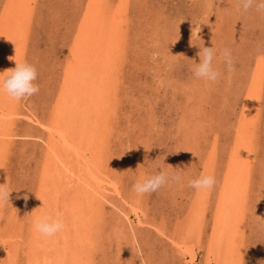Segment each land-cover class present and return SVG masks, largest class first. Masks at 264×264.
I'll return each mask as SVG.
<instances>
[{"label": "rangeland", "instance_id": "obj_1", "mask_svg": "<svg viewBox=\"0 0 264 264\" xmlns=\"http://www.w3.org/2000/svg\"><path fill=\"white\" fill-rule=\"evenodd\" d=\"M237 5L238 0H0V64L6 70L7 63L15 66L14 59L27 60L39 86L30 97L11 98L16 110L9 105L5 110L15 111L4 121L12 138L0 166V186L9 191L8 199L0 200V264H27L26 241L35 232L29 216L51 138L38 123L55 125L79 49L91 35L98 40L93 47L98 57L106 55L110 41L125 56L116 66L114 130L101 136L100 156L105 174L118 184L120 196H109L127 212L122 201L142 206L143 223L131 216L130 225L108 205L96 218L102 228L99 248L87 253L88 264H189V254L172 241H182L193 223L194 264H209L220 238L217 221L226 202L229 160L248 126L255 133L250 153L255 160L250 158L246 174V209H240L234 254L237 264H264V14L254 9L241 14ZM202 45H214L218 54L232 50V71L214 61L221 73L217 82L197 80L190 70ZM157 165L176 168L181 179L138 196L134 179ZM200 173L214 175L210 190L188 186L186 177Z\"/></svg>", "mask_w": 264, "mask_h": 264}, {"label": "bare ground", "instance_id": "obj_2", "mask_svg": "<svg viewBox=\"0 0 264 264\" xmlns=\"http://www.w3.org/2000/svg\"><path fill=\"white\" fill-rule=\"evenodd\" d=\"M95 25L98 30L100 28V23L97 22ZM107 27L108 26H106V28ZM103 31L102 33H104ZM110 40L111 37L109 41ZM97 41V38L91 35L87 36L85 42L82 43L78 53L77 64L74 67L73 76H71V78L69 77L70 79L68 80L71 87H68L69 89L67 88L66 90L65 99L63 100L65 102L64 104L61 103L62 105L59 107L55 125L53 127H48L42 123H38L42 127L47 128L51 138L45 142L47 145V154L44 159L45 167L41 174L35 207L34 209L32 208L33 211H31L32 213L29 219L32 222L33 218L40 212L47 211L52 215L59 214L62 216L65 227L61 232L51 238L42 237L36 232H32L34 234L33 237L31 236L33 234H29L32 241H29L30 239L28 238L29 240H27L28 242L26 241V247L23 245L26 251L27 247L29 249V252L26 253L27 264H88L90 258L87 255L90 251L94 252L99 248L98 244L96 246V238H100L97 235L101 232L102 228H99V230L97 229L100 224L96 221V218L99 217L108 205L114 209L116 213L121 215L123 221L130 223V225H132V221L130 220L131 216H134L138 223H143L139 213L142 206L139 208L137 206L138 203L122 201L123 204L127 203L130 207V210L127 212L124 207L116 203V201L109 196L110 193H115L118 196L120 195L117 180L112 178L110 172V175L107 173L105 174V170L108 168L106 169L103 167L104 159L102 160L100 156L103 143L101 136L106 134V136H108V134H112L114 130V126L110 121L116 114L115 107L113 106L116 86L119 84L118 81V84L116 83V69L118 70L116 66L120 62V58L125 56H120L121 50H119L120 47L118 49L115 45L116 42L114 44L113 41H106L109 43L105 44L108 48L106 51L107 53L102 58L98 57L96 53L94 54L95 51H93V47ZM103 51L105 52V50ZM19 54L21 53L17 55L22 56ZM9 58H11V56ZM6 65L9 68L10 65L8 66V63ZM13 67L14 66H12V68ZM2 71H4V67L0 64V72ZM11 98L12 97L7 93L0 92V166L4 164H2V156H4L3 154L7 151V140L9 137L12 138L11 134L7 133L10 127H7V123H4V121L12 117L13 112L16 110L15 102L14 105H10V102H12ZM116 103H118V101ZM8 105L14 107L15 110L11 111V109L5 113V110L8 109ZM253 132V129L249 128V126L245 127L238 140L239 151L237 150V154L233 157L231 156L229 160V173L228 178H226L227 180H225L227 184H229L227 186V194L224 196V202H226H223L225 206L217 221V229L220 238L218 240L216 239L214 247L211 250L209 264H237V259L234 254L236 248L234 247L242 222L243 211L241 212L240 209L244 207L243 203L245 202L244 197L246 193L244 189L249 184H247V182L245 184V181L247 170L249 169L250 158H252L250 153H252L251 149H253L251 148L254 140L253 135L255 134ZM254 142V144H256V141ZM9 148L10 147H8V150ZM2 176L6 175L3 174ZM220 201H222V199ZM2 203L1 205L4 204ZM243 209L246 208L244 207ZM197 221H199V219ZM193 224V227L188 230L182 241H172L183 254H189V264H194V257L196 255L194 251L195 245L193 243L198 242V235L195 234L194 231V227L197 225H195L196 223ZM133 234L132 241L134 244L138 245L139 243L134 231ZM241 248L242 247H239V249ZM12 251H14L13 248ZM10 257H12V255ZM5 261L7 260L5 259ZM12 261H15V259L10 258L9 262Z\"/></svg>", "mask_w": 264, "mask_h": 264}, {"label": "clouds", "instance_id": "obj_3", "mask_svg": "<svg viewBox=\"0 0 264 264\" xmlns=\"http://www.w3.org/2000/svg\"><path fill=\"white\" fill-rule=\"evenodd\" d=\"M264 14V0H238L237 10L243 14L249 10ZM199 62L192 60L191 72L195 79L207 83L217 82L221 76L214 64L217 59L223 61L228 71L233 70V57L230 48L219 50L212 47L201 46L198 53ZM15 66L0 72V92L7 93L10 97L20 100L30 97L39 91L35 83L37 78L36 68L27 60H15ZM162 164L163 159H162ZM167 165V164H165ZM176 168L166 169L157 165L155 169L145 172L139 178L134 179L133 191L138 196H144L159 190L170 180H180L181 175L175 172ZM183 169H181V172ZM188 186L196 191L210 190L215 184V177L209 173L192 174L186 177ZM9 191L0 186V200L8 199ZM32 226L36 233L45 238L54 237L61 232L65 225L62 216L52 215L42 211L32 220ZM146 264V262H141Z\"/></svg>", "mask_w": 264, "mask_h": 264}]
</instances>
